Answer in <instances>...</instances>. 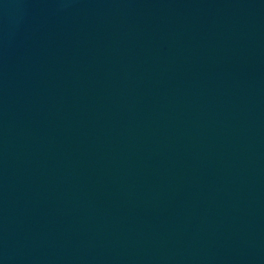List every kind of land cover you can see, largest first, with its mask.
Listing matches in <instances>:
<instances>
[{"label": "water", "instance_id": "95a60500", "mask_svg": "<svg viewBox=\"0 0 264 264\" xmlns=\"http://www.w3.org/2000/svg\"><path fill=\"white\" fill-rule=\"evenodd\" d=\"M0 264H264V0H0Z\"/></svg>", "mask_w": 264, "mask_h": 264}]
</instances>
